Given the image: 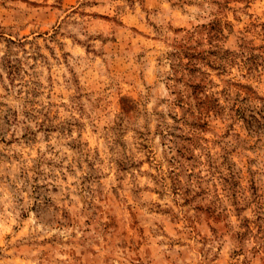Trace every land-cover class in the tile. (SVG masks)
<instances>
[{"label": "rangeland", "instance_id": "1", "mask_svg": "<svg viewBox=\"0 0 264 264\" xmlns=\"http://www.w3.org/2000/svg\"><path fill=\"white\" fill-rule=\"evenodd\" d=\"M0 264H264V0H0Z\"/></svg>", "mask_w": 264, "mask_h": 264}]
</instances>
